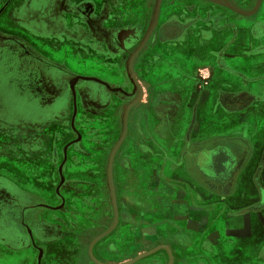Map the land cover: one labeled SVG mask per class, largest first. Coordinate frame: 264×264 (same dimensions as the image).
<instances>
[{
	"label": "flooded vegetation",
	"instance_id": "1",
	"mask_svg": "<svg viewBox=\"0 0 264 264\" xmlns=\"http://www.w3.org/2000/svg\"><path fill=\"white\" fill-rule=\"evenodd\" d=\"M156 2L105 0L98 7L89 1H79L72 6L73 3L66 0L65 9L76 14L75 21L78 24L72 38L77 39L83 50L90 49L95 55L89 62L85 61L83 54L79 55L82 60L78 61V65L87 66H79L81 70L73 71L64 62L45 60L40 55L32 54L26 45L25 49L17 47L13 51L19 56L25 53L28 92L38 96L37 100L28 105V111L43 109L46 113L54 114L51 109H60L65 104L62 99L68 93L72 100L68 120L64 113L53 115L57 117V123L70 128L72 135L65 137L58 134L56 140L52 141L49 135L34 134L35 131L30 129L24 135L15 133L17 138L21 136L23 139L20 147L24 148L25 155L15 151L14 156L16 159L27 158L28 161L36 157L45 159L44 173L52 172L54 176L53 192L46 194L44 188L49 185L50 176L39 184H35L29 177L11 179L4 184L0 177V243L5 240L4 245L9 250L31 248L39 251L35 264H42L44 250H60L61 264L77 262L79 250H87L90 260L96 264L90 255V250H97L94 249L96 241H93L115 220L114 205L106 182L109 156L120 137L114 135L111 127L110 114L113 110L123 114L128 107L127 125L129 127L133 119L138 135L145 132L143 125L149 123L153 114L159 111L166 114L172 131L185 106L184 111L190 117L184 132L188 138L195 124L196 110L204 99H210L217 90L216 84L227 88L235 85L229 79L234 71L222 57L224 44L214 43H226L227 39L223 41L221 37L227 30L234 34L232 23L241 27L251 23L254 17L252 23L256 27L264 21V0H161L155 12ZM230 5L235 9L230 8ZM248 11L254 13L248 15L245 13ZM3 40L0 38V47L3 46ZM143 40L142 49L132 58ZM213 45L220 47L212 50ZM15 46L18 45L11 44L12 48ZM180 48L184 50L180 51ZM179 59L186 63L181 64ZM170 72H181L185 84L190 82L187 85L190 92L184 103L164 90L171 81L162 80L160 75ZM196 76L198 78H194ZM195 82H202L206 86L200 85L198 89ZM252 82L259 87L264 85V80L258 78ZM73 93L76 94L75 98L72 97ZM231 93L234 97L237 94ZM47 124L49 122L44 119L40 125L45 127ZM27 126H32V123ZM124 140L114 152L112 160L117 222L106 235L105 243L102 242V249L115 255H127L109 264H124L137 256L140 257L130 264H139L144 260L150 264H172L175 256L169 248L141 250L138 238H135L132 246L129 233L114 234L124 220L132 221L133 218L128 209L124 211L120 208L121 196H125L127 202L130 201V154L121 153ZM117 170L121 171L120 177ZM32 185L35 188L39 186L40 192L28 188ZM180 185L195 189L190 181ZM102 186L107 189L109 210L98 213L102 210L100 203L103 201L99 200L98 192ZM195 194L196 200L200 201V195L197 192ZM133 203L138 202L134 200ZM43 212H51L52 219L46 218ZM90 217L96 220L107 218L110 222L107 228L94 235L92 228L95 225L87 227L81 223L82 218ZM51 225L57 226L59 230L53 238L45 233ZM131 253L134 255L128 257ZM92 256L101 263H107L97 259L94 253Z\"/></svg>",
	"mask_w": 264,
	"mask_h": 264
},
{
	"label": "crops",
	"instance_id": "2",
	"mask_svg": "<svg viewBox=\"0 0 264 264\" xmlns=\"http://www.w3.org/2000/svg\"><path fill=\"white\" fill-rule=\"evenodd\" d=\"M230 8L235 9L232 5ZM56 15L59 24L53 29L38 25L35 18L32 20L28 32L35 38L26 48L45 60L64 62L73 71L81 70L79 55L83 54L88 61L95 55L90 49L83 50L77 39L72 38L78 28L76 14L64 9ZM252 22L241 27L232 23L234 34L227 30L221 37L223 41L227 39L226 43H214L224 44L222 57L234 71L229 79L235 85L227 88L216 84L217 90L196 110L188 138L184 132L190 117L184 111L185 106L172 131L169 119L160 111L143 125L142 134L137 135L133 119L127 125L121 153L130 154V201L121 196L120 208L128 209L133 218L124 220L114 234L129 233L132 246L138 238L141 250L169 248L175 256L172 264H264V85L259 87L252 82L257 78L264 80V21L256 27ZM144 42L132 58L138 55ZM214 45L212 50L220 47ZM179 62L186 63L183 59ZM160 76L171 81L164 90L184 103L190 92L187 87L190 82L185 84L184 75L170 72ZM195 83L198 89L203 85ZM231 92L237 93L235 97ZM123 114L119 110L110 114L116 136L123 126ZM116 173L121 176L120 170ZM188 181L194 190L181 187L180 183ZM106 190L102 186L98 191L103 201L98 213L109 210ZM196 192L200 201L196 200ZM51 214L45 212L44 216L51 220ZM109 222L107 218L81 219L87 227L95 225L94 235L107 228ZM58 231L57 226L51 225L45 233L53 238ZM107 234L96 240L97 250H90L91 253L107 263L126 258L124 253L115 255L102 249ZM87 252L79 250L77 262L70 264H95ZM37 254L34 249L0 250V257H4L0 264H35ZM43 255L42 264H61L60 250H44ZM139 264L150 262L144 260Z\"/></svg>",
	"mask_w": 264,
	"mask_h": 264
},
{
	"label": "rangeland",
	"instance_id": "3",
	"mask_svg": "<svg viewBox=\"0 0 264 264\" xmlns=\"http://www.w3.org/2000/svg\"><path fill=\"white\" fill-rule=\"evenodd\" d=\"M65 1L66 0H0V38L4 39L3 46L0 47V177L4 184L11 181V179L18 180L26 179L27 177L32 179L35 184H39L41 180L50 176L51 180L49 185L44 186L45 193L53 192L52 183L54 176L52 172H50V174L44 173L45 159L38 157L35 159L32 158L31 161H28L27 158L16 159L14 156L15 151H18V153L22 152L23 154L25 152L24 148L20 147L23 140L22 137L20 136L17 138L15 133L24 135L27 134V130L30 129L35 131L34 134L44 133L49 135L52 141L56 140L58 134L64 135L65 137L67 135H72L73 133L70 128L60 125L59 122L57 123V121H55L57 117L53 116L54 114L60 115V113H64L68 120L71 113L70 108L72 100L68 93V95L62 99L65 104H63L60 109H51V112L54 114L46 113L43 109L28 111V105L37 100L38 96H33L28 92L26 79L28 68L27 63L24 62L26 59V57H24L25 53L24 56H19V54L13 51L14 49H18L17 47H19V49H25V45L29 41L34 40L35 37L28 32L30 23L34 18L38 25H43L48 29H53L54 26H57L59 22L56 21V19H58L59 16L56 14L65 9ZM79 1L93 2L96 6L100 7L105 0H70V3H73L72 6H74ZM4 33L11 35L6 36ZM15 43L18 46L12 48L11 44ZM85 61L89 62L87 59H85ZM85 66L84 64L80 67L85 68ZM72 97L75 98L76 94L73 93ZM45 100V107H47V99ZM44 119L46 122H49L45 127L40 125L43 123ZM72 122L73 118H71V123ZM30 123H32V126H27ZM72 127H74L73 124ZM59 145L61 144L59 143ZM32 172H34V175ZM106 182L109 197L111 199L107 177ZM28 188L40 192L39 186L35 188V186L32 185L28 186ZM4 244H6L5 240L0 243V250H9L7 245ZM25 250L33 249L29 248ZM38 255L39 251L36 256ZM0 262H4L3 256L0 257Z\"/></svg>",
	"mask_w": 264,
	"mask_h": 264
},
{
	"label": "water",
	"instance_id": "4",
	"mask_svg": "<svg viewBox=\"0 0 264 264\" xmlns=\"http://www.w3.org/2000/svg\"><path fill=\"white\" fill-rule=\"evenodd\" d=\"M160 1L161 0H157V4H156V9H155V12H157L158 10V7H159V4H160ZM245 13H249V12H245ZM153 24V22H152ZM144 42V40L142 41V43ZM141 43V44H142ZM140 48V46L137 48V50ZM135 50V51H137ZM84 78H87L89 79L88 77H84ZM127 112H128V107L125 108L124 110V114H123V127H122V132L120 134V137L117 141V143L115 144L114 148L112 149L111 153H110V156H109V160H108V167H107V181H108V185H109V190H110V195H111V199H112V202H113V205H114V210H115V220L114 222L112 223V225L107 229L105 230L104 232H102L99 236H97L94 241L98 240L99 238H101L102 236H104L105 234H107L108 232H110L114 226L116 225V222H117V209H116V202H115V191H114V185H113V178H112V160H113V156H114V152L116 150V148L118 147V145L122 142V140L124 139L125 137V134H126V131H127ZM93 241V242H94ZM90 255L91 257L93 258V260L98 263V264H109V263H101L99 262L98 260H96L93 256H92V253L90 251ZM142 256V255H141ZM138 257L140 256H137L135 258H133L132 260H129L127 262H125L124 264H130L132 263L133 261H135Z\"/></svg>",
	"mask_w": 264,
	"mask_h": 264
}]
</instances>
